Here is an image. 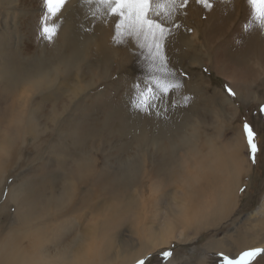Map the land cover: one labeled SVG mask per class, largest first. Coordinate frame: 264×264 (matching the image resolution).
Returning a JSON list of instances; mask_svg holds the SVG:
<instances>
[{"label": "rangeland", "instance_id": "374dc122", "mask_svg": "<svg viewBox=\"0 0 264 264\" xmlns=\"http://www.w3.org/2000/svg\"><path fill=\"white\" fill-rule=\"evenodd\" d=\"M211 3V9H207L197 0H188L178 9L171 34L164 41L166 69L174 74L170 79L181 87L152 105L154 116L166 123L163 134L160 127L144 130V117L132 124L136 112L132 96L159 73L147 48H140L129 38L115 42V17L96 13L106 31L105 49L97 56L93 43L86 51L77 50L74 67L66 69L62 62L71 58V51L59 53L56 49L52 54L54 40L72 11L76 15L79 12L75 20L78 24L88 20L85 32L94 36L96 30L91 24L97 6L67 0L53 19L56 22L49 21L59 24L60 29L50 42L41 30L47 12L44 0H0L3 235L21 227L19 197L40 190L47 202L51 197L68 196L71 192L66 186L73 183L69 204L73 206L71 211L67 209L69 215L58 219L56 231L47 232L48 246L38 251L29 246V239H20V246L31 256L45 255L57 261L58 255L67 253L72 258L78 246L85 244L84 256L91 263L97 254L98 264H129L136 258L131 264L139 260L145 264H219L218 253L236 257L263 245L255 246V236L247 231L252 227L264 229V215L260 214L264 208V112L260 111L264 106V30L251 25L248 0ZM68 5L72 10L67 9ZM53 68L60 73L49 81L52 86L30 92V83H15L23 75ZM228 89L235 95H230ZM132 107L135 111L128 113L127 120L122 119L120 113ZM121 122L126 123L125 128ZM245 123L253 129L258 144L255 163L243 132ZM240 133L244 140L241 149L231 143ZM193 148L201 155L193 154ZM235 148L237 156L230 157L238 159L239 165L244 163L239 190L235 184L237 190L218 204L224 192L213 185L210 188V181L203 178L197 166L202 157V161L208 160L213 149L217 151L210 158L221 156L227 161ZM86 178L94 179L99 192L89 202L90 207L82 208L77 202L87 189L90 193L93 190L88 182L84 183ZM220 184L221 180L215 178L214 185ZM97 204L100 206L92 207ZM166 206L176 211L178 219L183 216L194 225L188 228L167 221L162 226L167 225L166 230H160L154 215ZM203 206L208 208L205 212L211 206L216 208L208 217L201 211ZM224 207L227 214H221ZM50 210L55 215L58 208ZM166 250L173 253L168 260L162 256ZM3 251L0 246V255ZM252 264H264V254Z\"/></svg>", "mask_w": 264, "mask_h": 264}, {"label": "bare ground", "instance_id": "6f19581e", "mask_svg": "<svg viewBox=\"0 0 264 264\" xmlns=\"http://www.w3.org/2000/svg\"><path fill=\"white\" fill-rule=\"evenodd\" d=\"M68 4H71V3H68ZM67 9L68 10H72V6H69L68 5V8ZM85 10H87V9H85ZM90 11H91V9H88V12H90ZM83 12H85V11H83ZM77 13L79 15V12H77ZM95 13H98L97 10L95 11ZM78 15H76L73 11L70 12V15L68 17V22H65L64 23V25L62 26V28H60L61 30L58 29V30H60V32H59L58 35L61 36V37L58 36L54 40V47H53L52 52H51L52 54H56L55 53L56 52V49L59 51V53H61L63 51H71V58L70 59H67V60H65V61L62 62L65 65L66 69L71 68V67H74L73 63H74L75 59H77V56H76L77 50H79V52H80L81 49L88 50L89 49V46L93 43V47H94V49L96 51V52L94 51L96 53L95 56H97V55H100L103 52V50L105 49L104 48V46H105L104 44H105V36H106L105 33H106V31L104 32V28L100 25V22H99V19H98V15H95L94 18L92 19V24L91 25L94 26L95 27V30H96V32H94L95 35L92 36V37L91 36H88L87 31L85 32L86 28L88 27V20L84 24H82V23L81 24H78V22L75 21L76 20V17ZM102 17H104V15H102ZM53 21H55V20H53ZM53 24H54V22H53ZM101 27L103 29H101ZM85 33H87V34H85ZM53 38H55V37H53ZM53 38L50 40V42L53 40ZM45 40H46V38H45ZM46 43H47V41H46ZM64 48H66L67 50L66 49L64 50ZM78 54L80 55V53H78ZM90 54L92 56L93 55V52L91 51ZM77 63H79V62H77ZM40 65H42V64H40ZM116 65H117V63H116ZM21 67H22V65H21ZM54 67H57L58 68V66H55V65H54ZM41 68H43V67H41ZM57 68H53L54 70L53 69L52 70H49V72L48 71L47 72H34V73H30V74H27V72H26L27 75L26 76H24V75L21 76L20 77L21 79H19V78L18 79L17 78L15 79L14 78L15 79V83H18L17 86H19V85L26 86V85H28V83H30L31 85L29 87H27V88L31 92L33 90H36V89L41 88L42 86L50 85L51 82H49V81H53L56 78H58L57 75L60 73V70L57 69ZM14 79H12V80H14ZM20 81H21V83H19ZM11 82H10V84H11ZM23 86H21V87H23ZM50 86H52V85H50ZM9 87H10V89H12L11 86H9ZM140 87H144V86H140ZM49 89H51V88L49 87ZM138 89H140V88H138ZM18 90H19V88H18ZM10 91H12V90H10ZM137 96H138V93H136L135 96H132L133 99H131V103H134V107H135V101L137 99ZM21 99L22 100L23 99L26 100L25 98H22V97H21ZM26 104L27 103H25L24 105H26ZM134 107L129 108L128 110H126L125 111L126 113H124L122 111L120 113L121 115H123V118L122 119L125 118V120H127V117L126 116L129 115L128 114L129 112H132V110H133ZM135 110H136V112H133V113H135V116L133 118L134 122L132 121V124L137 123V119H139L140 117H144L145 118L144 119L145 120L144 121L145 123L140 120L143 123L142 127H144L143 128L144 130H146V129H153L154 130L156 127H160V132H162L164 134V130L166 129L165 128V124L166 123H164V121L162 120V118H159L158 116L157 117L154 116V114H153V110H154L153 107L149 111H147V112L140 111L137 108ZM135 110H133V111H135ZM139 111L141 113L144 112L145 115H138V113H140ZM154 111H156V110H154ZM117 118H119V117H117ZM157 119L160 122L156 121ZM168 120H169V118H168ZM153 122H155V125L156 126H154V123ZM121 124L125 128V124L126 123L125 122H121ZM130 126H131V128H133L132 125H130ZM134 132H136V131H134ZM139 137H140V135H139ZM231 143H233V144L236 143V145L238 144V148L241 149L242 146H243V144H244V140H243V137H242L241 133L239 134V136L237 134L236 138H234V139L231 140ZM234 150H235L234 152H231V153L228 154L229 156H228L227 161H224V159L222 160V157L221 156H216V158H210V157H212V155L214 154V152L217 151V150H214L213 149L212 152H210L211 154L208 155V160L202 161L203 160V157H202V160L199 161V164L197 166L198 170L202 173L203 178H206V180H209L210 181V182L208 181L209 184H210V188H211V185H213V187L216 186V188H218L219 192L220 191L221 192H224V194H222V193L220 194L221 199L218 200V204L220 202L224 201V199H223L224 197H226V196L227 197H230L231 196V193H234L237 190V187L239 186V184L241 183L240 180H239V177H240V172H241V166L242 165L244 166V163L243 164L241 163V165H239L240 162L238 163V159L230 157L232 155H234V157L237 156V152H238L237 150L238 149L236 150V148H235ZM193 154H196V155H199V156L201 155V153H200V151L198 149H194L193 150ZM219 154H221V152H219ZM90 169H92V168H90ZM199 171H197V172L199 173ZM156 172H159V171H156ZM199 175H201V174H199ZM227 175H230L232 178L226 177ZM215 178L218 181L221 180L220 186L214 185ZM84 181H85L84 183H86V182L89 183L87 186H91L92 189L94 190V192H93V190H91V188H90V190H91L92 193H90V191H88V189H87L86 190V193L84 194V196L81 197V200L78 201L77 204H79L82 208H87V207H90L89 202H91V199L94 200L93 197L95 196L96 192H99V190L96 187H94V179L92 180V179L86 178ZM137 181L138 180H135V182H137ZM225 181H227V185L228 186L226 185V182ZM95 182L97 183V179L96 178H95ZM235 184H237V187H235ZM66 187H67V191L70 189V192H71V193H68L69 194L68 196H64V197H60V196H58V197H51L50 196L51 197L50 199H52V200L49 201V200L46 199L47 202L45 200L43 201V199L46 196H45V193L44 192L41 193L40 190L39 191H33V192L28 191V192H26L23 195L22 199L19 197L20 200H19V205L18 206L21 207V209L19 208L18 215L21 214L20 215L21 216V218H20L21 219L20 220L21 227L20 228H19V226L18 227H14L11 230H9L8 234L5 233L4 235L2 234V231L4 229V224H2L3 226L0 227V246L4 249V251L2 252V255H0V264H98V263H96L97 262V259L96 258H98V255L97 254H95V256H94V259H93V262L94 263L89 262L87 260V258L84 256L85 244H81L80 245V248L78 246V248L74 252V254H73L74 256H72V258H69L67 253H61L60 255H58L59 256L58 259L55 257L57 259V261L54 260V259H51L50 257H46L45 255L33 257L30 254H28V252H27L28 250H26L25 248H22L20 246L21 245L20 239H23L24 241L27 240V239H29L28 240L29 241V246H31V248L37 249L38 251H41L42 249H44L45 247L48 246L49 240H47V237H49L48 236L49 234L47 232L48 231L55 232L56 231L55 227H56V223H57L58 219L61 218V217H63V215H69V213L71 211L70 209L73 206V205H69V204L72 202V196H71V194L73 193V190H74L73 189L74 188V184L73 183H69ZM207 187H209V186H207ZM238 190H239V187H238ZM67 191L64 192V194L67 193ZM37 193H40V194H37ZM157 202L158 201L155 200V203H157ZM25 205H28L29 207L28 206L26 207ZM63 205H66V207H62ZM53 206H56L58 208V210H57V212H56L55 215H52L51 210H50V208H52ZM99 206H100V204H97V205H93L92 207L93 208H97ZM82 208H80V209H82ZM205 208H207V207L206 206H203L201 208V211L204 212V214H206L208 217H210L211 213L213 212L212 209H215L216 206H214V207L211 206V208H209V210L206 211V212H205ZM67 209H69L70 211L68 212ZM226 211H227V209H225V207H224V209H221V214L225 213ZM260 211H261L260 214L261 215H264V208L261 209ZM226 214H227V212H226ZM160 215L162 216L161 218H165L163 221H161V219H159V216ZM154 218L156 219V222H158L161 225V226H159L161 228H162V226H164L166 224L167 221H170L171 223H173V225L182 224L183 227H188V225H191V226L194 225V221H190L189 222L188 221V218L185 221L183 219V216H180L179 219H178L176 217V211L173 208H171V207L168 208L167 206L164 207V208H162V209H160L154 215ZM110 222H112V221H110ZM197 223H199V222H197ZM167 227L168 226L166 225L164 228H162V229L160 228V230L165 231ZM170 227H172V226H170ZM263 228H264V226H263ZM247 233L249 235H252L253 234L255 236V238H253L254 239L255 246L256 245L263 244L259 248L264 249V229L258 230L256 227H252L251 230H248L247 231ZM20 237H23V238H20ZM68 248H69V246H68ZM68 248H66V249H68ZM250 248H252V247H250ZM90 260H92V259H90ZM136 260H137V258L134 259L131 263H133ZM131 263H129V264H131Z\"/></svg>", "mask_w": 264, "mask_h": 264}, {"label": "snow or ice", "instance_id": "6c2138e0", "mask_svg": "<svg viewBox=\"0 0 264 264\" xmlns=\"http://www.w3.org/2000/svg\"><path fill=\"white\" fill-rule=\"evenodd\" d=\"M67 0H44L47 12L41 21L42 34L49 40L56 34L59 25L50 24L66 4ZM88 5L95 4L97 12H106L116 18L115 42L123 43L124 39H134L140 48H147L149 58L159 75H153L150 81L138 92L135 107L140 111H149L152 105L162 96L181 87L174 79V74L166 69V58L163 56L165 39L171 34V25L178 9L187 5L188 0H83ZM207 9H211V0H197ZM252 8L251 25L264 30V0H248ZM95 16L96 13L94 12ZM247 30V27L246 29ZM139 88V85L136 86ZM157 92L160 94L157 95ZM230 95H235L228 89ZM264 112V106L260 108ZM249 155L255 163L256 153L259 151L253 129L245 123L243 125ZM243 191V190H242ZM264 254V249L254 248L244 251L239 256L231 257L225 253H218L219 264H252L259 255ZM173 255L172 251L162 253L165 260ZM136 264H145L139 260Z\"/></svg>", "mask_w": 264, "mask_h": 264}]
</instances>
